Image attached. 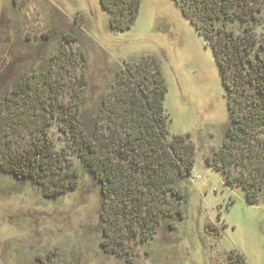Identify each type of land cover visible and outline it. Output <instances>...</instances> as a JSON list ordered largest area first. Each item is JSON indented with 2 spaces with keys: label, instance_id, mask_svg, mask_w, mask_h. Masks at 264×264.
I'll use <instances>...</instances> for the list:
<instances>
[{
  "label": "rangeland",
  "instance_id": "obj_1",
  "mask_svg": "<svg viewBox=\"0 0 264 264\" xmlns=\"http://www.w3.org/2000/svg\"><path fill=\"white\" fill-rule=\"evenodd\" d=\"M109 18L99 0H0V106L18 83L36 77L41 86L51 76L63 107L77 110L91 131L103 127L96 122L100 100L123 71L159 68L169 133L188 136L195 148L193 168L178 186L186 202L172 203L181 217L153 218L148 236L124 202L118 218L104 223L99 183L54 124L39 137L61 161L58 187L20 184L0 170V264H264V186L250 206L240 169L226 184L207 161L225 139L228 116L204 39L171 0H143L126 32H114ZM260 18L255 51L264 49ZM227 30L241 33L238 25ZM9 133L6 141L31 143L28 135Z\"/></svg>",
  "mask_w": 264,
  "mask_h": 264
},
{
  "label": "trees",
  "instance_id": "obj_2",
  "mask_svg": "<svg viewBox=\"0 0 264 264\" xmlns=\"http://www.w3.org/2000/svg\"><path fill=\"white\" fill-rule=\"evenodd\" d=\"M142 1L99 0L110 16V28L118 33L132 28ZM171 1L210 49L226 100L225 139L207 161L226 184L232 170L239 168L245 202L253 206L264 186V49L255 51L264 0ZM231 25H238L241 33L227 30ZM151 66L123 71L112 94L100 100L96 122L103 127L91 131L85 130L77 110L63 107L51 76L39 80L41 86L34 84L36 77L18 83L0 106V170L20 184L58 187L61 161L46 141L40 145L39 137L40 130L55 124L64 128L82 170L100 185L104 223L118 218V205L124 202L133 224L148 236L154 230L153 218L174 212L180 218L172 203L186 202L178 186L193 168L195 148L188 136L170 135L166 82L161 70ZM11 130L28 135L31 143L6 141Z\"/></svg>",
  "mask_w": 264,
  "mask_h": 264
}]
</instances>
